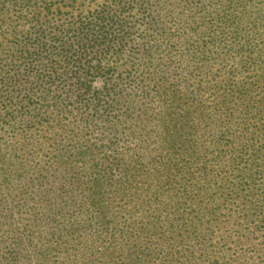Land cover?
I'll list each match as a JSON object with an SVG mask.
<instances>
[{"label": "trees", "instance_id": "1", "mask_svg": "<svg viewBox=\"0 0 264 264\" xmlns=\"http://www.w3.org/2000/svg\"><path fill=\"white\" fill-rule=\"evenodd\" d=\"M0 264H264V0H0Z\"/></svg>", "mask_w": 264, "mask_h": 264}]
</instances>
